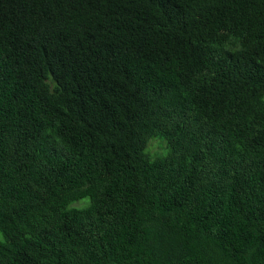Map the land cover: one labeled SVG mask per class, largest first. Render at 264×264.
<instances>
[{
    "label": "trees",
    "instance_id": "16d2710c",
    "mask_svg": "<svg viewBox=\"0 0 264 264\" xmlns=\"http://www.w3.org/2000/svg\"><path fill=\"white\" fill-rule=\"evenodd\" d=\"M0 264H264V0H0Z\"/></svg>",
    "mask_w": 264,
    "mask_h": 264
},
{
    "label": "rangeland",
    "instance_id": "374dc122",
    "mask_svg": "<svg viewBox=\"0 0 264 264\" xmlns=\"http://www.w3.org/2000/svg\"><path fill=\"white\" fill-rule=\"evenodd\" d=\"M164 143L161 142L159 139H151L148 143V151L152 154H161L164 152ZM81 202V201H80ZM82 202H87V200H82ZM81 205V204H77Z\"/></svg>",
    "mask_w": 264,
    "mask_h": 264
}]
</instances>
